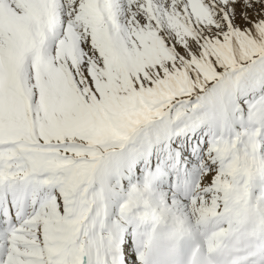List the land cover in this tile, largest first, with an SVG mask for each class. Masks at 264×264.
<instances>
[{
  "label": "snow or ice",
  "instance_id": "obj_1",
  "mask_svg": "<svg viewBox=\"0 0 264 264\" xmlns=\"http://www.w3.org/2000/svg\"><path fill=\"white\" fill-rule=\"evenodd\" d=\"M0 264H264V0H0Z\"/></svg>",
  "mask_w": 264,
  "mask_h": 264
}]
</instances>
